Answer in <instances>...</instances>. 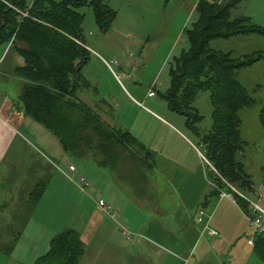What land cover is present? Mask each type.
<instances>
[{
  "label": "rangeland",
  "instance_id": "374dc122",
  "mask_svg": "<svg viewBox=\"0 0 264 264\" xmlns=\"http://www.w3.org/2000/svg\"><path fill=\"white\" fill-rule=\"evenodd\" d=\"M195 2L196 0H106V3L116 10V16L105 31L99 29L89 4L77 7V10L83 13L84 41L90 49L99 53L97 55L93 52L82 69L88 86L81 92L86 102L111 123L129 129L140 140L156 148H169L174 145L189 160L190 165L195 167L199 162L204 170L208 169V164L204 158L206 147L201 140V134L207 132L212 124V103L208 90L199 91L192 102L202 115L196 122L197 132L187 125L184 114L170 109L161 95L169 85L168 68L173 57L189 46L186 29L197 17ZM239 15H247L252 22L264 26V0H239L231 9V16ZM209 44L216 49L232 50L235 55L264 51V34L241 33L229 37H215ZM235 77L255 100L253 104L243 105L238 110L241 119L240 135L245 141L239 157L244 163L245 171L251 175L255 191L247 193V196L250 200H259L264 205V122L260 117L264 106V57L239 68ZM149 90H153V94L148 95ZM12 95H16V92ZM175 129L179 130L181 135ZM186 142L192 145L198 157L186 147ZM152 151V158H156L161 170L154 167L146 170V164L136 160L145 176L144 181H141V190L136 189L132 183L110 177L118 195L128 197L124 214V203L121 204L115 198L113 201L108 199L104 191L106 181L101 176V173L103 176L118 175L117 172L108 167L97 166L89 158L67 155L61 167L72 175L77 183L78 176L83 175L88 184L81 188L51 168L50 174L54 175V179L50 181L34 209L32 221L43 224L51 235L68 227L86 230L87 222L89 224L93 221L96 213L102 215V211L97 207L101 196L110 202L118 215L116 218L106 215V219V216H103L104 222L123 230L124 235L121 231L118 232V229L117 232L124 239L135 243L136 247L131 243V250L139 248L141 222L148 223L151 217L141 218V206L137 203H141L145 195L156 202L162 200L157 198V192L164 188L169 190V198L163 202H170L171 205L176 202L171 195L173 185L170 181L169 165L161 159L157 151ZM29 154L30 151L25 150L23 159L21 158L17 165L18 177L30 176L29 180L32 177L45 178L48 169L31 167L33 162L26 161ZM134 159L131 155L127 165H131ZM69 163L76 169L69 170ZM208 173L210 174L209 170ZM21 188L17 189L15 199L10 205L16 209L11 208V213L0 215L1 241L11 240L20 226L19 220L16 219L20 216L15 214L16 200L19 196L24 199L30 186ZM223 199L227 201L226 198ZM9 200L10 196L2 200L0 208H4ZM19 201L23 204L22 199ZM216 204L217 202H213L210 208L206 206L212 215ZM232 220L236 222L235 218ZM248 232H254L249 224L246 233ZM103 236L104 233H98V237ZM200 239L207 240L202 236ZM0 255L6 253L0 251ZM259 263L264 264L260 261ZM0 264H3V261H0Z\"/></svg>",
  "mask_w": 264,
  "mask_h": 264
},
{
  "label": "trees",
  "instance_id": "16d2710c",
  "mask_svg": "<svg viewBox=\"0 0 264 264\" xmlns=\"http://www.w3.org/2000/svg\"><path fill=\"white\" fill-rule=\"evenodd\" d=\"M238 2L196 0L197 17L186 29L189 46L173 57L168 68L169 85L161 95L170 109L184 114L187 125L197 132L196 122L202 115L192 102L199 91L208 90L212 124L201 134V140L206 158L218 172L210 175L218 185L223 184L224 178L247 195L254 186L239 157L245 141L240 135L238 110L255 100L235 74L239 68L264 57V51L235 55L232 50L209 44L215 37L264 34V26L252 22L249 16H231V9ZM85 4L92 7L99 29L107 30L116 10L106 0H32L30 4L26 0H0V43L12 42L24 58V64L15 68L24 80L19 94L23 112L55 134L67 155L89 158L141 190L145 176L136 160L151 168L153 151L129 129L107 121L79 97V92L88 86L82 69L91 56L84 45L83 13L77 10ZM260 117L264 122V106ZM131 155L135 159L127 165ZM44 187L45 182L39 181L29 192L27 206L16 218L21 228L28 222ZM216 193L215 188L208 186L200 207H206ZM236 198L241 208H246V202ZM20 227L11 240H0V247L5 246L1 252L12 251ZM253 247L264 260V236L256 235ZM84 250L79 231L64 228L50 239L48 250L32 264H79Z\"/></svg>",
  "mask_w": 264,
  "mask_h": 264
},
{
  "label": "crops",
  "instance_id": "0c3cea01",
  "mask_svg": "<svg viewBox=\"0 0 264 264\" xmlns=\"http://www.w3.org/2000/svg\"><path fill=\"white\" fill-rule=\"evenodd\" d=\"M26 1L27 4H30L32 0ZM84 45L91 54L94 52L99 55L98 52L90 49L85 41ZM23 64L24 58L15 49L12 42L0 43V80L3 81L0 82V202L9 196L11 199L4 208H0V215L9 214L11 210L16 209L10 205L15 199L17 189L21 187L30 186L26 197L23 199L19 196L16 200V216L24 212L29 192L39 181L45 182L43 196L45 189L51 183L50 181L54 179V175L50 174L51 168L70 181L77 183L74 177L61 167L67 153L58 137L30 115L25 114L20 106L19 94L24 80L15 72V68ZM14 92L16 95L13 96ZM79 93L81 94L79 97L86 101L84 94L81 91ZM177 132L181 135L179 130ZM141 141L151 150L157 151L161 159L169 165L168 171L173 185L171 195L176 202L172 205L170 202H163L169 198V190L166 188L157 192V198L162 199L157 202L148 195L143 196L142 199L138 197L141 199V203H137L141 206V218L147 216L149 219L151 217V221L141 222V234L138 235L139 248L132 250L131 243L136 247L135 243L122 237L125 234L123 230L105 223L103 216L106 215L102 212V215L96 213L95 219L89 224L87 222L86 230L85 228L80 230L75 228L79 231L85 247L79 264H263L259 263L264 260L258 256L253 244L247 242L248 238L253 235L252 232L246 233L247 224H249L247 218L241 209L227 198L225 201L224 199L216 200L215 196L211 197L207 207L210 208L213 202H217V204L209 225L216 230L217 235L205 234L202 237L207 240L201 241L200 226L194 222L193 217L200 207L204 193L208 190L206 180L208 169L203 170L199 162L195 167L190 165L189 160L174 145L169 148H156L148 145L142 139ZM186 147L198 157L192 145L186 142ZM25 150L30 151L26 161L33 162L31 167L48 169L45 178L43 176L44 179L32 177L29 180L30 176L18 177L17 165L24 156ZM149 161H152L151 167L161 170L158 168L156 158H151ZM69 164L68 169L71 170ZM145 169L150 168L145 166ZM103 175L101 173L106 181L104 191L107 193L108 199L113 201L115 198L121 204L124 203V214L128 197L123 198L118 195L110 177L131 182L119 175ZM120 188L123 191L121 185ZM129 190L131 191L130 188ZM42 196L34 209L38 206ZM100 198L103 197L100 196ZM19 199H22L23 204H20ZM34 209H32V214ZM32 214L22 228L19 226L21 232L12 251L6 255H0V261H3V264H32L37 256L48 250V240L55 234L51 235L48 230H45L43 224L35 220L32 221ZM233 218L236 219V222L232 220ZM117 229L118 232L121 231L122 235L118 234ZM99 232L104 233V236L98 237Z\"/></svg>",
  "mask_w": 264,
  "mask_h": 264
},
{
  "label": "built area",
  "instance_id": "2783aa9c",
  "mask_svg": "<svg viewBox=\"0 0 264 264\" xmlns=\"http://www.w3.org/2000/svg\"><path fill=\"white\" fill-rule=\"evenodd\" d=\"M150 94H153V90L148 91V95ZM204 158L208 164V170L210 172L216 173L217 170L215 166L206 158V156ZM69 168L71 170L76 169L75 166L71 163L69 164ZM68 177L71 178L69 175ZM206 180L208 186L216 189V197L218 199L227 198L231 200L241 209L242 213L247 218L249 225L254 230L253 235L250 236V238H248L247 240L248 244H253V240L256 235L264 236V206L262 204H260L258 201L250 200L248 196L245 195V193L237 189L232 183L224 178L221 179L223 184L218 185V183L215 181V178L207 173ZM78 184L81 186V188H83L84 185H87V181L83 175L78 176ZM236 196L242 198L246 202V208H241V206L238 204ZM97 207L100 211L104 212L105 215L109 216L110 218H116L118 216L115 213L112 205H110L104 198H100L98 200ZM211 215L212 214L208 212L206 207H200L196 211L193 218L194 222L200 226V236H204L205 234L209 236L217 235L216 230L211 228L209 225Z\"/></svg>",
  "mask_w": 264,
  "mask_h": 264
}]
</instances>
